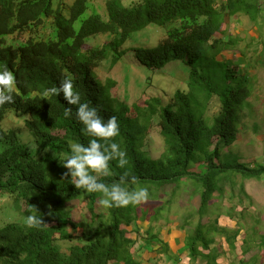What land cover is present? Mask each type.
<instances>
[{"label":"trees","instance_id":"1","mask_svg":"<svg viewBox=\"0 0 264 264\" xmlns=\"http://www.w3.org/2000/svg\"><path fill=\"white\" fill-rule=\"evenodd\" d=\"M91 5L90 0H0V70L12 72L16 82L13 102L0 106V194L23 200L25 215H40L43 222L38 228L27 226L26 219L0 226V264H140L132 250L136 239L123 226H134L140 235L137 223L148 219L146 240L164 247V238L153 223L165 216L160 210L174 202L187 184L201 199L199 208L183 218L191 259L205 257L207 264H221L222 251L212 247L217 236L235 251L243 230L244 256L253 245L263 249L264 233L253 225L249 232L246 224L236 229L221 226L218 217L202 221L211 214L215 196L225 195L227 185L231 196L236 191L248 196L238 176L264 177L263 163L240 162L220 147L223 142L230 147L237 140L241 116L250 108L253 92L248 73L237 71L231 60L219 58L246 40L223 29V24L246 15L261 27L259 0H138L129 5L107 0V19L95 12L82 18ZM150 24L163 27L166 35L155 46L134 48L135 58L151 71L177 62L188 77L168 102L153 97L145 105L131 106L113 95L116 81L102 82L96 69L111 53L112 65L122 60L120 47ZM220 32L224 37L216 38ZM100 34L109 35L110 40L84 48ZM245 46L254 47L252 55L240 50L247 65L264 66V39L251 37ZM65 78L73 81L81 102L95 107L105 121L115 116L119 125V136L112 139L125 151L128 163L120 168L110 161L108 174L97 179L110 185L120 182L127 171L125 184L130 190L146 186L151 193L155 185L159 196L164 186L173 185L170 200L153 206L151 194L149 203L106 209L107 218H102L95 211L101 194L71 184L62 164L70 155L69 141L86 146L97 138L82 131L84 126L75 115L77 106L68 105L62 93L42 95ZM65 108L71 109L68 117ZM158 116L164 151L154 158L144 147ZM76 199L84 200L92 213V222L83 227L78 242L74 232L82 223L73 219L68 206ZM194 216L200 218L196 224ZM59 241L71 242L67 252ZM258 254L229 264H260Z\"/></svg>","mask_w":264,"mask_h":264},{"label":"rangeland","instance_id":"2","mask_svg":"<svg viewBox=\"0 0 264 264\" xmlns=\"http://www.w3.org/2000/svg\"><path fill=\"white\" fill-rule=\"evenodd\" d=\"M71 1L72 0H69V2ZM90 1L92 5L82 18H86L92 12H95L99 13L104 19H107V0ZM136 1L138 0H122V2L127 5ZM259 5L263 8L262 15L260 16V21L263 22L261 27L251 22L246 15H239L235 18L231 17V20L223 24V29H229L234 34L240 35L246 40L242 41L238 48L224 51L219 56L220 59L231 60V64L237 71L241 73L247 72L249 77L253 79V92L249 98L251 106L249 109H245V112L241 116L237 140L230 147L224 146V142L220 146L223 152L233 153L238 157L240 162L250 164H264V66L247 65L240 54V50H244L248 55H252L254 47L245 46L249 39L251 37H256L258 40L264 39V0H259ZM165 35L166 30L161 26H157V24H150L147 28L136 32L130 40L120 47V50L124 53L122 60L112 65V53L109 54L106 61L96 69L97 77L102 82L106 81L108 78L114 79L116 85L112 90L113 95L121 100H125L131 106L134 103L145 105L146 101L153 97L161 98L164 103L168 102L172 98L173 90L187 79L188 73L184 72L177 62L168 64L163 70H147L146 67L141 65L135 58L133 52V49L136 47L155 46ZM223 35L224 33L220 32L216 33L215 37H224ZM109 40V35L100 34L96 37H92L89 43H85L84 48L88 49ZM162 84L166 86V89ZM12 117L13 115H11L10 118ZM10 118L7 120L8 124L11 122ZM159 119V116L158 118H154L147 133L148 136L145 140L144 147L154 158H159L164 151V140L160 133ZM28 139V136L24 138L25 141ZM236 179L239 184L240 182L244 184L248 196H241L239 191L234 192V196H231L230 185H227L225 195L223 197L215 196L211 201V208L209 207L210 210L208 211L209 213L211 212V214L207 212L210 217L204 216L202 221L204 223H209L210 219L212 220L218 217L221 226L236 229L240 225L246 224L249 228V232H251L252 228L250 226L253 225L256 230L264 233V177L258 180L255 178L244 179L238 176ZM172 188L173 185L164 186L161 189V194L158 196L160 193L159 189L154 185L150 195L152 194L151 196H154L155 199L158 200L156 201L154 199L152 205L164 204L166 201L170 200ZM200 204V195L194 190L192 184L183 186L180 193L175 198V201L169 203L164 209L160 210L161 215L165 216L153 223V225H155V231L161 233L162 236L166 234L167 239H169L168 237H172L173 232L183 230L181 223L183 224L184 216L188 213H194L195 209L197 210ZM68 206L71 209L73 219L82 223V227L74 232V241L78 242L81 240L83 227L85 228L86 224L92 222V213L84 200L76 199L70 201ZM25 209L26 205L24 201L18 199L15 195L0 194V226L8 222H22L25 220L27 217L25 215ZM95 211L102 218H107V211L99 202L96 204ZM155 211L154 209L151 214ZM199 219L198 216H194L193 223L196 224ZM137 225L140 227V235L136 233L134 226H123L128 230L127 235L136 239V244L132 248L136 259L141 264H165L164 260L168 261L167 255L164 254L162 250L158 251V248H155L157 245L148 242L144 236L149 226L148 219L139 221ZM244 237H246V230L241 231L237 240L238 247L235 251H232L225 239L219 235L217 236L215 245L222 251L219 258L221 264H229L232 261L236 262L241 257L248 260L258 253L256 258L260 259V264L264 263V248L260 249L259 246L253 245L248 254L245 256L242 254L241 247L244 246ZM247 238L253 243L251 235L247 236ZM59 242L61 243L63 251L67 252L68 245H70L71 242ZM146 249L148 250L147 252ZM145 252L146 255H144ZM157 253L160 254L159 258L154 256ZM153 256L155 258H153ZM199 258L198 264H204L205 258ZM169 264L178 263L172 261Z\"/></svg>","mask_w":264,"mask_h":264},{"label":"clouds","instance_id":"3","mask_svg":"<svg viewBox=\"0 0 264 264\" xmlns=\"http://www.w3.org/2000/svg\"><path fill=\"white\" fill-rule=\"evenodd\" d=\"M15 78L12 72L6 68L0 70V106L13 102V89ZM63 94L68 105H76V118L83 124L87 135L96 137L85 146L78 142L69 141L70 155L62 162L68 170L71 184L76 189L86 192L101 194L99 204L104 209L113 207H126L138 205L149 199L150 192L146 186H139L131 190L125 184L127 171L120 177V182L108 185L97 179V175H107L109 162L116 161L120 168H125L128 163L126 153L117 143L114 137L119 136V125L115 116H110L107 121L98 115L97 109L86 102H81L79 91L74 89L73 81L65 78L58 87L53 86L43 91L42 95L57 96ZM71 114L70 108H65L64 116ZM37 211V210H36ZM38 212V211H37ZM29 227H40L43 222L40 215L29 214L26 217Z\"/></svg>","mask_w":264,"mask_h":264},{"label":"crops","instance_id":"4","mask_svg":"<svg viewBox=\"0 0 264 264\" xmlns=\"http://www.w3.org/2000/svg\"><path fill=\"white\" fill-rule=\"evenodd\" d=\"M145 224H146V222H145ZM148 224H149V222H148ZM181 225H183V224L181 223ZM163 238L165 241V246L161 247L159 244H157V246L155 248H158V251H160V250L164 251L163 253L167 255L166 256V257H168L167 260L170 262L164 260L165 264H169L172 261L176 262L178 264L179 263L180 264H198L200 258H197L196 260L191 259L189 251L187 249L188 247H187L186 242H185L186 241V230L185 229H183L182 231L173 232L172 237H168L169 239H167L166 234L163 236ZM145 244H147V243H145ZM214 245H215V243L212 244V247ZM147 251L148 250L146 249V252ZM146 252L144 255H146ZM154 256L159 258L160 254L157 253ZM154 256H153V258H155ZM219 262H221L220 259H219ZM204 264H207L206 258H205Z\"/></svg>","mask_w":264,"mask_h":264}]
</instances>
